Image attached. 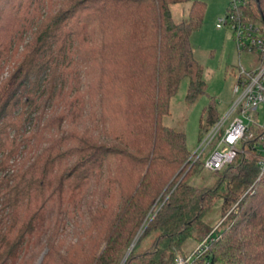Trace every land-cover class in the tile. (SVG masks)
Returning <instances> with one entry per match:
<instances>
[{"label":"trees","instance_id":"obj_1","mask_svg":"<svg viewBox=\"0 0 264 264\" xmlns=\"http://www.w3.org/2000/svg\"><path fill=\"white\" fill-rule=\"evenodd\" d=\"M186 1L176 21L171 6ZM243 1L236 12L264 30V0ZM205 7L0 0V264H177V252L182 264H264L250 144L194 184L202 161L186 163L184 134L162 122L183 79L187 99L202 91L190 35ZM218 117L210 104L203 126Z\"/></svg>","mask_w":264,"mask_h":264},{"label":"rangeland","instance_id":"obj_2","mask_svg":"<svg viewBox=\"0 0 264 264\" xmlns=\"http://www.w3.org/2000/svg\"><path fill=\"white\" fill-rule=\"evenodd\" d=\"M203 1L206 7L202 24L190 35L194 56L202 66V91L198 92L193 99H187V79H183L170 101L169 114L165 115L162 120L163 124L184 134L186 146L190 152H193L208 128L203 126L207 107L214 104L219 117L229 108L234 97L232 86L239 62L246 68H253L259 64L261 59L257 53L243 51L239 54L229 25L216 26L218 19L223 18L231 6V0ZM189 5L190 1L172 5L173 18L176 21L186 20ZM210 172L202 169L191 182L194 184L211 183L213 175ZM221 205L222 201L216 200L203 216L202 221L208 227L214 228L219 223ZM196 243L194 239H189L182 247L183 254H190ZM146 245L147 242L143 244V247ZM38 262L39 259L36 264Z\"/></svg>","mask_w":264,"mask_h":264},{"label":"built area","instance_id":"obj_3","mask_svg":"<svg viewBox=\"0 0 264 264\" xmlns=\"http://www.w3.org/2000/svg\"><path fill=\"white\" fill-rule=\"evenodd\" d=\"M239 3L244 1L231 0L232 9L218 19L216 26L229 25L239 54L257 53L261 59L253 68L239 62L229 108L207 128L186 163L200 159L204 169L220 170L237 157L244 145L250 144L256 153L259 169L256 180H259L264 175V30L260 24L236 12ZM199 249L201 245L194 252ZM176 256L177 264H182V255L177 252Z\"/></svg>","mask_w":264,"mask_h":264},{"label":"water","instance_id":"obj_4","mask_svg":"<svg viewBox=\"0 0 264 264\" xmlns=\"http://www.w3.org/2000/svg\"><path fill=\"white\" fill-rule=\"evenodd\" d=\"M133 244H134V243H133ZM133 244H132V245H133ZM130 249H131V248H130ZM130 249H129V250H130ZM129 250H128V251H129Z\"/></svg>","mask_w":264,"mask_h":264}]
</instances>
